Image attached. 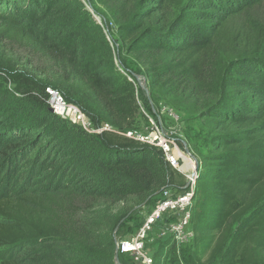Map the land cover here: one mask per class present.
Returning <instances> with one entry per match:
<instances>
[{"label": "trees", "instance_id": "trees-1", "mask_svg": "<svg viewBox=\"0 0 264 264\" xmlns=\"http://www.w3.org/2000/svg\"><path fill=\"white\" fill-rule=\"evenodd\" d=\"M88 1L101 24L83 0H0V69L14 90L52 87L120 131L173 120L164 105L200 121L209 145L181 259L264 264V0ZM25 98L0 97V248L25 256L0 264H116L114 235L183 180L170 181L156 147L88 134ZM154 257L176 264L174 241Z\"/></svg>", "mask_w": 264, "mask_h": 264}, {"label": "built area", "instance_id": "built-area-1", "mask_svg": "<svg viewBox=\"0 0 264 264\" xmlns=\"http://www.w3.org/2000/svg\"><path fill=\"white\" fill-rule=\"evenodd\" d=\"M90 12L94 14L91 9ZM97 21L101 24L100 19ZM117 66H119L118 62ZM118 68L126 74L121 67ZM137 76L138 85L140 86L143 80L146 85V78ZM45 91L49 95L50 108L64 120L81 126L88 134L102 135L115 132L140 144L154 146L161 151L165 163L177 173L184 184L180 186L166 184L161 191L154 194L157 197L152 203L147 204L146 201L145 204L137 207L140 210L139 225L135 231L123 238L117 237L114 233L115 247H117V255H126L138 264H155L154 254L159 248V243L171 239L176 247L178 259L176 264H186L181 259L180 253L181 249L187 247L194 237L190 220L199 171H195L193 152L189 146L188 152L182 140L177 138L176 129L173 126L163 127L160 120L155 121L150 116H148L150 124L140 131L132 129L120 131L109 123H100L96 127H91L86 114L76 104L67 103L63 95L52 87H46ZM163 109L165 110V107ZM167 110L171 118L175 120L174 114L170 109ZM154 245H156L155 252L151 251Z\"/></svg>", "mask_w": 264, "mask_h": 264}, {"label": "rangeland", "instance_id": "rangeland-1", "mask_svg": "<svg viewBox=\"0 0 264 264\" xmlns=\"http://www.w3.org/2000/svg\"><path fill=\"white\" fill-rule=\"evenodd\" d=\"M83 1L85 3H87L86 2L87 0H83ZM91 10L94 13L93 7H91ZM94 14L97 18L99 17L98 14H96V13H94ZM127 63L130 66L134 67L129 61ZM242 68L245 69L244 67H242ZM13 80H14L13 79V73L7 72L4 69H0V97L11 98L12 94H15V95H17V97H21V96L23 97L24 96V97H26L25 99H30L29 96L30 97L32 96L35 98V100L41 101L42 102L41 104H45L46 107H48L50 109L49 95H48L47 91H45V88L44 89L35 88L29 92H24V91L21 92V91L14 90L15 83ZM12 102L13 101H10V103H12ZM69 103H71V102H69ZM153 105H152L153 107L158 108L157 102L155 100H153ZM141 106H142L141 108L143 110H145V111L147 110V108H146L147 106L144 107L142 105V103H141ZM163 107H165V110L163 109L164 111H166L168 113L167 109H170L171 113L174 114V116H175V120H167V122H166V119H165V122H162L163 127H165V126H171L172 127L173 126L176 129L177 138L186 142V144L189 146V148L191 149L193 154L197 157V159L199 160V163H200L201 158L204 156V154L207 153L208 145H209L206 142V138H207L206 131H205V128H203L202 123H200V121L196 120L193 117L186 116L185 113L174 111L173 109H171L165 105ZM168 115L171 117V115L169 113H168ZM87 121L89 122V125L91 127L97 126V122H94L88 116H87ZM68 122H70V121H68ZM72 124H74V123H72ZM75 125H77V124H75ZM77 126H79V125H77ZM144 126H146V122H145L144 118L141 117L139 119L138 127L142 128ZM79 127L82 129L81 126H79ZM28 157H30V154L26 153L24 155V157L22 158L23 159L22 162H24L26 160V158H28ZM18 173H20V172H18ZM167 177L170 178V181H174V180L179 181V182L181 181L180 177L176 176L173 173L172 169H169ZM151 251H154V252L156 251V245L151 247ZM5 257H11V258L17 257L19 259L25 258V256L23 255V251L20 250V246H18V245H16V247H13V246L1 247L0 248V261H1V259H4Z\"/></svg>", "mask_w": 264, "mask_h": 264}, {"label": "water", "instance_id": "water-1", "mask_svg": "<svg viewBox=\"0 0 264 264\" xmlns=\"http://www.w3.org/2000/svg\"><path fill=\"white\" fill-rule=\"evenodd\" d=\"M87 5L91 9V4H90V2L88 0H87ZM96 19L99 20L100 18L99 17L98 18L96 17ZM137 79H138V76H137ZM140 86L142 87V89H144L146 91L147 95L149 96V89L145 85V81L144 80L142 82H140ZM49 110H51L52 112L54 111L52 108H50ZM153 111L155 112V108H153ZM182 144L185 145L186 150H188V152H189L188 145L186 144V142L185 141H182ZM192 158H193L194 164H195V171L197 172V171H199L201 164L199 163V160L197 159V157L194 154L192 155ZM143 204H145V203H142L138 207L142 206ZM117 228L118 227H116L114 229V233H116ZM113 260L115 261V263L121 264L120 261H118L117 247H115V254H114V259Z\"/></svg>", "mask_w": 264, "mask_h": 264}]
</instances>
